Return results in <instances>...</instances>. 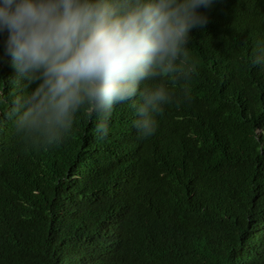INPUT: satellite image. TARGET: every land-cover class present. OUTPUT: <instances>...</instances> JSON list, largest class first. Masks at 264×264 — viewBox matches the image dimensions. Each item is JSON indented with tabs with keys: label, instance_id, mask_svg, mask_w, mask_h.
<instances>
[{
	"label": "trees",
	"instance_id": "16d2710c",
	"mask_svg": "<svg viewBox=\"0 0 264 264\" xmlns=\"http://www.w3.org/2000/svg\"><path fill=\"white\" fill-rule=\"evenodd\" d=\"M198 12L190 99L146 139L131 101L103 141L82 114L56 144L17 133L12 102L31 88L0 31V264H264V0Z\"/></svg>",
	"mask_w": 264,
	"mask_h": 264
},
{
	"label": "clouds",
	"instance_id": "9594fccd",
	"mask_svg": "<svg viewBox=\"0 0 264 264\" xmlns=\"http://www.w3.org/2000/svg\"><path fill=\"white\" fill-rule=\"evenodd\" d=\"M216 1L0 0L14 83L31 88L12 102L17 133L56 144L82 114L103 141L115 106L131 101L139 137L153 136L164 106L190 99V33L207 23L198 9ZM252 63L264 64V48ZM149 80L159 83L141 87Z\"/></svg>",
	"mask_w": 264,
	"mask_h": 264
}]
</instances>
